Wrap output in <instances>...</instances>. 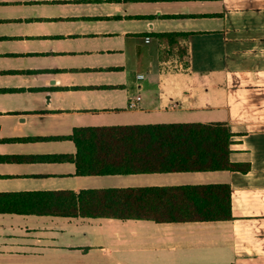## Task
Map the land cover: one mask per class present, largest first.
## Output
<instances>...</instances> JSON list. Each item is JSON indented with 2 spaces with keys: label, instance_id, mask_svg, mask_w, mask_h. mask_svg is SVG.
Returning a JSON list of instances; mask_svg holds the SVG:
<instances>
[{
  "label": "crops",
  "instance_id": "obj_1",
  "mask_svg": "<svg viewBox=\"0 0 264 264\" xmlns=\"http://www.w3.org/2000/svg\"><path fill=\"white\" fill-rule=\"evenodd\" d=\"M218 122L231 170L82 176L55 159L76 128ZM219 184L231 220L0 213V264H264V0H0V194Z\"/></svg>",
  "mask_w": 264,
  "mask_h": 264
},
{
  "label": "trees",
  "instance_id": "obj_2",
  "mask_svg": "<svg viewBox=\"0 0 264 264\" xmlns=\"http://www.w3.org/2000/svg\"><path fill=\"white\" fill-rule=\"evenodd\" d=\"M171 44L179 34H157ZM233 131L228 123H173L76 128L72 160L82 176L231 170ZM0 213L151 220L158 223L232 219L231 187L186 185L89 189L79 193H1Z\"/></svg>",
  "mask_w": 264,
  "mask_h": 264
},
{
  "label": "built area",
  "instance_id": "obj_3",
  "mask_svg": "<svg viewBox=\"0 0 264 264\" xmlns=\"http://www.w3.org/2000/svg\"><path fill=\"white\" fill-rule=\"evenodd\" d=\"M146 42L147 43L150 42V38H146ZM137 78H138V80H144L145 76L143 74H139L137 76ZM139 100H141V98L140 97H137L136 98V101H139ZM129 106H130V108H135L136 107V102L135 101L130 102V105Z\"/></svg>",
  "mask_w": 264,
  "mask_h": 264
}]
</instances>
